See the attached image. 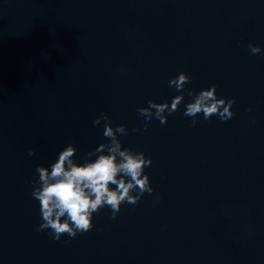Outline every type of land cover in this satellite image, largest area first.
Here are the masks:
<instances>
[{"label":"water","instance_id":"95a60500","mask_svg":"<svg viewBox=\"0 0 264 264\" xmlns=\"http://www.w3.org/2000/svg\"><path fill=\"white\" fill-rule=\"evenodd\" d=\"M248 42L264 50V0H0V264H264V54ZM181 70L233 117L192 124L181 106L142 127L136 108L178 94ZM102 111L152 158L161 199L53 240L29 181L66 143L82 157L104 140Z\"/></svg>","mask_w":264,"mask_h":264},{"label":"clouds","instance_id":"9594fccd","mask_svg":"<svg viewBox=\"0 0 264 264\" xmlns=\"http://www.w3.org/2000/svg\"><path fill=\"white\" fill-rule=\"evenodd\" d=\"M251 54H264L261 46L248 42ZM189 73L181 70L168 79V86L178 93L168 100L146 101V106H138L136 112L147 122L156 119L160 125L167 123L168 115L183 107V115L197 123L199 116L203 120L216 116L227 121L234 115L232 105L235 99L218 95L217 85L200 88L198 91L186 88L191 83ZM185 92L188 99L185 100ZM92 126L102 125L101 135L105 138L94 148L77 157V147L73 142L66 143L47 165L35 166L34 179L30 195L38 202L40 222L36 231H45L53 240L62 236L69 239L93 228V216L103 208L109 211V217L116 219L122 204H137L147 193L158 202L161 197L154 193L148 173L145 171L152 158L144 151L122 145L121 136L129 129L123 123L113 124L105 112H100L92 121ZM131 131H138L133 127ZM27 155H34L29 148ZM166 225H162L161 229Z\"/></svg>","mask_w":264,"mask_h":264}]
</instances>
